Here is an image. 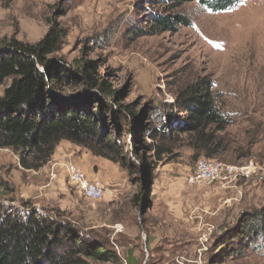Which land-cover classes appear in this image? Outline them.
Instances as JSON below:
<instances>
[{
  "label": "rangeland",
  "instance_id": "rangeland-1",
  "mask_svg": "<svg viewBox=\"0 0 264 264\" xmlns=\"http://www.w3.org/2000/svg\"><path fill=\"white\" fill-rule=\"evenodd\" d=\"M161 9L155 0H0V47L14 39L34 44L56 21L67 34L54 60L96 59L99 73L126 90L122 103L139 110L172 102L180 89L208 78L231 120L225 130L229 149L217 159L246 176L190 181L205 157L190 161L183 156L157 163L151 178L133 157L138 168L130 173L89 151L125 179H109L105 198L94 200L72 186L66 167L85 159L87 149L61 140L38 169L22 167L17 155L0 149V200L7 204L13 198L17 206L31 200L109 241L119 261L99 264H127L129 257L135 264H264V250L248 246L230 258L220 245V236L238 218L240 224L264 207V0H237L224 11L188 1L177 9L189 19L188 26L130 40L131 29ZM8 82L0 84V95ZM77 89L70 84L61 93ZM121 141L130 149L127 134ZM141 185L149 193L143 207L135 200ZM158 241L176 243L164 247Z\"/></svg>",
  "mask_w": 264,
  "mask_h": 264
},
{
  "label": "trees",
  "instance_id": "trees-1",
  "mask_svg": "<svg viewBox=\"0 0 264 264\" xmlns=\"http://www.w3.org/2000/svg\"><path fill=\"white\" fill-rule=\"evenodd\" d=\"M188 1L224 11L237 0H155L162 5V12L151 11L143 25L131 29L130 40L174 32L180 24L188 26L189 19L177 10ZM66 34L55 21L34 44L14 39L0 47V84L9 80L0 95V149L17 155L22 167H41L61 140L118 162L130 173L138 168L133 157L151 178L161 161L183 156L190 161L217 159L229 149L225 130L231 120L211 80L199 78L176 92L172 102L139 110L133 103H122L126 90L113 87L111 78L99 73L96 59L79 58L71 63L54 60L52 54ZM70 84L79 89L62 94L61 89ZM125 134L130 149L121 141ZM148 194L141 185L140 196L135 199L139 207L144 206ZM8 201L0 200V264L119 261L109 249V241L84 232L58 211L36 207L31 200L22 199L18 206L13 198ZM240 221L238 218L236 225L220 236L222 252L230 258L244 254L248 246L251 251L264 250V207L249 213L247 221ZM175 243L161 245L171 247ZM126 262L135 264L130 257Z\"/></svg>",
  "mask_w": 264,
  "mask_h": 264
},
{
  "label": "built area",
  "instance_id": "built-area-1",
  "mask_svg": "<svg viewBox=\"0 0 264 264\" xmlns=\"http://www.w3.org/2000/svg\"><path fill=\"white\" fill-rule=\"evenodd\" d=\"M67 171L72 186L79 190L89 199H99L103 196V185L99 180L89 178L74 162H67ZM194 173L190 181L194 182H213V180H227L235 178L237 175L244 174L243 171L235 170L233 166L226 165L214 159L202 158L198 160L194 168ZM249 171L247 172L248 175ZM246 176V175H245ZM192 182V183H194Z\"/></svg>",
  "mask_w": 264,
  "mask_h": 264
},
{
  "label": "crops",
  "instance_id": "crops-1",
  "mask_svg": "<svg viewBox=\"0 0 264 264\" xmlns=\"http://www.w3.org/2000/svg\"><path fill=\"white\" fill-rule=\"evenodd\" d=\"M83 156H85V159L81 158L78 162H74L75 164H77V166L81 167L85 173L87 174V176L91 179H96L99 180L101 182V184L106 188L110 187V182L109 179L111 180V178H114V181H125V179L123 178V176H121L122 173H119L116 169V167H113V165H111L109 162L107 163V161L105 159L102 158V160H99L98 157L93 156L88 150H85L82 152ZM101 159V158H100ZM87 160V163L84 164V162ZM157 170L159 171V168H157ZM113 172V174H112ZM159 172H163L162 169ZM171 172V171H170ZM116 174V175H115ZM163 174V173H162ZM108 177V178H107ZM179 177L176 176V186L180 187L182 181L180 182ZM153 187H155V185H153ZM154 189L152 190L151 193H154ZM107 195L106 190L104 191V198ZM152 196V194H151ZM34 206L36 207H40V205H36L33 202ZM145 241V239H144ZM149 241V240H148ZM168 243H171L173 241H167ZM166 241L163 243H167ZM161 243V244H163ZM144 244V242H143ZM158 244H160V241H158ZM160 244V245H161ZM145 245V244H144ZM171 247H174V245H172Z\"/></svg>",
  "mask_w": 264,
  "mask_h": 264
},
{
  "label": "water",
  "instance_id": "water-1",
  "mask_svg": "<svg viewBox=\"0 0 264 264\" xmlns=\"http://www.w3.org/2000/svg\"><path fill=\"white\" fill-rule=\"evenodd\" d=\"M142 168V167H141ZM143 173H144V175H145V177L147 176L146 174H145V172L143 171Z\"/></svg>",
  "mask_w": 264,
  "mask_h": 264
},
{
  "label": "bare ground",
  "instance_id": "bare-ground-1",
  "mask_svg": "<svg viewBox=\"0 0 264 264\" xmlns=\"http://www.w3.org/2000/svg\"><path fill=\"white\" fill-rule=\"evenodd\" d=\"M257 24H258V23H257ZM249 31H250V30H249ZM234 37H235V36H234ZM238 37H241V36H238ZM238 37H237V38H238ZM238 39H239V38H238Z\"/></svg>",
  "mask_w": 264,
  "mask_h": 264
}]
</instances>
